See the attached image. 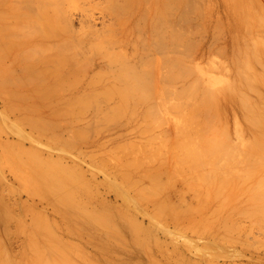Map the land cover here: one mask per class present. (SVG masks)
I'll return each instance as SVG.
<instances>
[{"label":"rangeland","instance_id":"obj_1","mask_svg":"<svg viewBox=\"0 0 264 264\" xmlns=\"http://www.w3.org/2000/svg\"><path fill=\"white\" fill-rule=\"evenodd\" d=\"M186 216H264V0H0V264H188Z\"/></svg>","mask_w":264,"mask_h":264},{"label":"bare ground","instance_id":"obj_2","mask_svg":"<svg viewBox=\"0 0 264 264\" xmlns=\"http://www.w3.org/2000/svg\"><path fill=\"white\" fill-rule=\"evenodd\" d=\"M186 221L188 264H264V216H186Z\"/></svg>","mask_w":264,"mask_h":264}]
</instances>
